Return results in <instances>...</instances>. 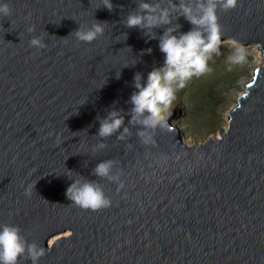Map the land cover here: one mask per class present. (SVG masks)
Instances as JSON below:
<instances>
[{
  "label": "water",
  "instance_id": "95a60500",
  "mask_svg": "<svg viewBox=\"0 0 264 264\" xmlns=\"http://www.w3.org/2000/svg\"><path fill=\"white\" fill-rule=\"evenodd\" d=\"M0 2L12 9L0 17V224L45 247L38 264H264V61L219 137L187 145L171 124L180 113L147 130L145 144L129 123L132 81L137 72L146 81L164 54L123 24L136 0H112V11L101 0ZM217 16L221 40L255 44L264 58V0H237ZM96 20L106 26L92 43L71 34ZM33 35L47 47H30ZM111 110H123L124 124L101 137ZM108 160L115 179L94 175ZM67 173L97 182L111 205H72Z\"/></svg>",
  "mask_w": 264,
  "mask_h": 264
},
{
  "label": "clouds",
  "instance_id": "9594fccd",
  "mask_svg": "<svg viewBox=\"0 0 264 264\" xmlns=\"http://www.w3.org/2000/svg\"><path fill=\"white\" fill-rule=\"evenodd\" d=\"M101 6L112 11V0H101ZM237 6V0H136V8L123 19L127 28H138L150 39L159 40V50L164 54V64L148 73L146 81L140 72L135 73L132 84L134 91L128 101L132 107L129 110V123L138 124L141 130L138 135L142 142H152L147 130H155L161 123H166L165 110L172 108L176 93L186 87L193 77H200L211 72L209 61L214 56L221 55V27L218 23L217 10H231ZM12 9L8 2H0V17H10ZM184 17L191 28L187 32L179 31L177 21ZM106 22L96 20L89 27L82 24L71 34L79 42L92 43L104 34ZM163 28L157 36L155 29ZM28 33L36 31L34 25L27 27ZM29 46L37 49L47 47L42 36L33 35ZM149 52L151 49L148 50ZM250 53L243 45L235 42L227 56L229 70L233 66H243L248 62ZM120 72L116 73L119 78ZM123 110H111L107 116L100 119L98 135L109 137L124 124ZM169 126V125H168ZM169 130H174L169 126ZM129 129L124 127L119 138H123ZM60 137L57 136V142ZM103 147V145H100ZM113 161H103L96 165L93 174L108 179L111 175ZM71 170H69V173ZM67 187L66 197L71 204L84 210L97 211L108 208L111 200L106 197L97 182L87 179H72ZM29 184L24 191L30 196L32 188ZM45 255V247L35 241L29 242L22 235L19 226L0 224V264H20L21 260L38 264Z\"/></svg>",
  "mask_w": 264,
  "mask_h": 264
},
{
  "label": "rangeland",
  "instance_id": "374dc122",
  "mask_svg": "<svg viewBox=\"0 0 264 264\" xmlns=\"http://www.w3.org/2000/svg\"><path fill=\"white\" fill-rule=\"evenodd\" d=\"M234 42L242 45L231 39H222L221 55L214 56L209 61L211 72L188 81L184 89L177 91L172 108L163 112L166 119L181 113L176 123L173 119L171 124L180 130L179 136L187 145H196L211 137H219V129H227L229 112L246 90L245 85L252 79L253 70L261 65V51L257 45H243L250 53L248 62L243 66H233L229 70L226 58Z\"/></svg>",
  "mask_w": 264,
  "mask_h": 264
},
{
  "label": "bare ground",
  "instance_id": "6f19581e",
  "mask_svg": "<svg viewBox=\"0 0 264 264\" xmlns=\"http://www.w3.org/2000/svg\"><path fill=\"white\" fill-rule=\"evenodd\" d=\"M259 60H260V64L262 65L264 60H263V56H262V53H261V52H259ZM260 64H259V65H260ZM261 65H260V66H261ZM253 72H254V70H253ZM244 92H246V90H244ZM176 116H177V115H176ZM176 116H175V117H176ZM176 121H177V118L174 119V123H176ZM228 123H229V120H228ZM178 130H179V129H178ZM218 136H219V135H218ZM216 137H217V136H216ZM57 237H58V236H57ZM57 237H56V238H55V237L52 238L51 241H50V244L54 243L55 240L57 239Z\"/></svg>",
  "mask_w": 264,
  "mask_h": 264
}]
</instances>
